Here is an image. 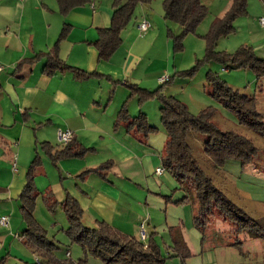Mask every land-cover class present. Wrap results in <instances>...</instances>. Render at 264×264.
Segmentation results:
<instances>
[{"label": "crops", "instance_id": "crops-1", "mask_svg": "<svg viewBox=\"0 0 264 264\" xmlns=\"http://www.w3.org/2000/svg\"><path fill=\"white\" fill-rule=\"evenodd\" d=\"M201 1L207 14L198 28L206 33L228 10L230 0ZM140 5L144 12L141 18L121 32V43L113 55L99 61L94 43L99 29L111 24L113 0L103 4L90 0L65 14L60 12L56 0H0V218L9 219L6 227L0 225L6 231L0 235L3 245L9 237L21 241L24 226L16 207L20 208L19 196L35 158L38 161L33 169V182L43 198L49 194L50 200L59 204L70 196L83 211L84 226L93 228L98 222H105L144 243L164 224L152 218V209L159 210L155 203L165 198V203L173 206L176 191L186 195L167 171L163 169L161 175L156 174L157 168H163L160 159L163 138L160 142L151 135L139 139L123 125L115 127L119 111L125 108L131 117L144 113L148 123L156 128L155 120H149L148 109L156 107L159 113V102L139 103L131 96L129 86L152 89L169 82L160 81L169 74L168 65L154 62L150 55L155 30L151 31L152 25L145 15L147 4ZM261 18L264 16L258 18L255 26L264 33ZM142 21L150 24L144 33L137 29ZM65 26L66 35L61 38ZM156 32L159 37L161 28ZM169 48L166 40L167 61L171 56ZM51 51L56 52L64 65L91 75L78 79L71 70L47 75L43 72V57L30 60ZM154 70L158 72L152 73ZM58 131H70L75 141L89 150L84 158L51 160L43 145H61ZM104 164L108 168L100 173L79 177L84 171ZM152 196H156L154 206ZM133 205L149 215L135 216L131 211ZM193 209L191 206V221L185 211L186 218L174 223L181 222L177 226L182 229L172 233L170 230L171 238L182 240L187 228L192 230Z\"/></svg>", "mask_w": 264, "mask_h": 264}, {"label": "trees", "instance_id": "trees-1", "mask_svg": "<svg viewBox=\"0 0 264 264\" xmlns=\"http://www.w3.org/2000/svg\"><path fill=\"white\" fill-rule=\"evenodd\" d=\"M60 12L65 14L69 9L90 0H56ZM264 5V0H260ZM150 0H113V15L111 24L107 28L99 29L98 39L94 43L99 61L108 60L121 43V32L130 24L136 7ZM248 0H230V6L221 18L216 19L208 32L202 36L205 41L204 61L216 60L222 64H228L231 69L249 68L257 78L264 77V59L258 58L255 52L248 46H241L234 53L217 52L216 43L219 39L227 37L234 32V22L237 18L247 13ZM163 18L167 22L177 24L180 32L174 34L167 30L168 37L173 39V51L178 52L183 48V39L189 33H194L198 25L207 14V8L201 0H164ZM68 27H64L61 38L66 35ZM43 57L45 63L43 72L53 75L56 71L71 70L78 79H84L91 74L85 71L64 65L55 51L38 55L30 60ZM27 61V60H26ZM196 67L190 70L178 72L177 75L192 76ZM170 81V78L168 79ZM206 81L211 91L210 96L224 108L233 112L241 125L264 137V116L256 111L255 99L239 93L229 87L226 81L219 75L206 74ZM162 87L148 91L136 85L129 86L131 96H135L139 103L149 100H157L160 104V123L165 132V142L160 159L161 165L186 193L194 192V197L187 194L173 201L174 205L191 204L196 209L193 216L194 227L203 233L205 226L213 222L212 212L217 211L223 222L235 227L234 233L240 242L247 237H258V224L236 207L217 188L212 179L202 170L195 159L194 151L187 142L189 133H198L205 137L203 152L218 166H221L229 158L240 159L243 163L251 162L258 155L257 149L250 140L234 132L219 130L212 122L213 108H206L198 115H192L186 105L173 96H165ZM123 125L125 129L139 139L146 138L156 128L148 123L146 115L140 112L131 117L125 108H122L115 121V127ZM46 153L53 162L64 159L84 158L88 149L79 145L74 137L67 144L59 146L43 145ZM38 161L35 158L30 164L26 183L20 193V212L26 222V227L21 233L22 242L36 255L43 257L39 264H86V259L76 262L59 261L54 258L53 252L57 246L49 241L33 219V208L37 197L40 195L33 182V169ZM108 168V164L98 168L88 169L79 177L90 172L100 173ZM168 200L171 196L166 197ZM44 199L50 204V209L60 206L66 215L69 226L66 230L71 241L78 244L85 255L100 259L103 264H164L159 254L158 247L153 243L152 236L146 243L136 240L105 222H98L93 228L82 223L83 211L70 196H66L61 203L52 202L49 194ZM216 220V219H215ZM175 228H181L177 226ZM173 227L170 229L172 231ZM182 229V228H181ZM175 241V251H183L190 255V250L185 242ZM0 260V264H2Z\"/></svg>", "mask_w": 264, "mask_h": 264}, {"label": "rangeland", "instance_id": "rangeland-1", "mask_svg": "<svg viewBox=\"0 0 264 264\" xmlns=\"http://www.w3.org/2000/svg\"><path fill=\"white\" fill-rule=\"evenodd\" d=\"M106 1L108 0H100L102 4ZM163 1L150 0L144 8L146 18L153 28L151 31L155 30L154 35L151 36L153 38L151 42L154 44L150 53L152 60L160 62L164 66L168 65L169 69V74H165L164 77L170 78V81L162 87L163 94L178 99L186 105L192 115H198L206 108H213L214 114L211 116V120L219 130L239 134L250 140L257 149L258 155L251 162L243 163L240 159L229 158L221 166H218L203 152L202 144L205 139L203 135L191 132L187 136V142L193 149L199 166L236 207L258 224V232L261 235L247 237L240 242L241 236L236 237L235 227L223 222L219 213L214 211L211 217L214 220L205 226L203 233L193 227L192 230L187 228L185 238L182 240L175 239L174 236L171 238L170 229L173 227L170 233L179 229L175 227L181 222L176 225L174 223L177 220L182 221L186 218L185 211H187V218L190 221L192 220L189 216L192 205L179 204L172 206L171 203H165V198H161V202L158 203L157 201L155 203L156 196H152L151 205L154 206L155 203L159 206L158 211L152 209V218L154 221L164 224L159 225L156 233L151 234L149 237L152 236L153 243L158 247L164 264H264V137L241 125L233 112L224 108L209 95L211 89L207 84L206 74L209 72L217 74L233 90L253 97L256 111L263 116L264 77L257 78L254 71L249 68L231 69L227 67L228 64H222L216 60L204 61L205 41L202 36L208 31L201 33V28L198 27L194 33H189L184 37L182 50L174 52L173 39L168 37L167 30L171 29L174 34H178L180 27L164 20ZM260 10L261 15L264 16V5L260 0H248L247 13L234 22V27H237V30L229 36L219 39L215 50L232 54L241 46H248L255 52L256 56L264 58V33L255 26V22L261 17L259 15ZM143 13L141 5H138L127 28L131 27L134 21L140 19ZM158 28H161L159 37L158 32H156ZM166 40L169 41L171 51L169 61L166 60ZM193 67H196V70L192 76L177 75L178 72L187 71ZM154 72L158 71H152V73ZM147 79L149 78L147 77L146 81H148ZM156 88L158 87L155 86L146 90L152 91ZM149 101L153 105L157 103L155 99ZM128 106L132 108V103H129ZM157 112L156 107L148 109L149 120L150 122L155 120L154 123L157 129L150 135L156 139V142H160V138L165 140L166 136ZM184 194L185 192L176 191L172 200H177ZM186 194L194 197V192L191 190ZM16 209L17 217L23 222V229H25L26 222L18 206ZM131 211L140 218L149 215L147 211L141 213L135 205L131 207ZM193 211L195 215L196 209L194 208ZM32 215L37 226L44 231L46 238L57 246L53 252L55 259L71 262L86 259V264H103L100 259L85 255L81 247L71 241L66 233L69 222L60 206L50 209V204L39 195L35 201ZM165 221H167L166 224ZM148 229V226H146L145 231L148 232ZM4 232L6 231L0 227V235ZM176 240L181 241V244L182 241L187 244L190 255H185L186 253L184 254L183 251L178 253L175 251L174 244ZM0 250H2L0 260H6L4 264H39L43 261V257L29 250L22 239L18 241L9 237L5 245H3V240L0 239Z\"/></svg>", "mask_w": 264, "mask_h": 264}, {"label": "built area", "instance_id": "built-area-1", "mask_svg": "<svg viewBox=\"0 0 264 264\" xmlns=\"http://www.w3.org/2000/svg\"><path fill=\"white\" fill-rule=\"evenodd\" d=\"M21 1H25V0H21ZM260 24L262 26H264V18L260 19ZM150 28V24L148 21H142L137 25V29L140 33H144L145 31H147ZM0 71H1V67H0ZM161 82H167L168 81V77H164L160 80ZM57 138L59 140V142L61 144H67L71 138H72V133L70 131H58L57 133ZM163 168H157L156 169V174L161 175L163 172ZM8 217L7 216H2L0 218V225L6 227L8 225ZM141 238L144 239V231H143V226H141Z\"/></svg>", "mask_w": 264, "mask_h": 264}]
</instances>
